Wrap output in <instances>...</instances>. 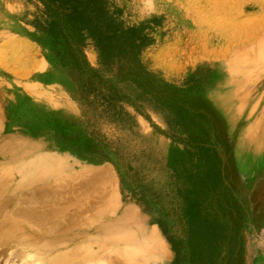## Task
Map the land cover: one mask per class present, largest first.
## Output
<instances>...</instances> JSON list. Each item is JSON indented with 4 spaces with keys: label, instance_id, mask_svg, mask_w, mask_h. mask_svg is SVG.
I'll return each mask as SVG.
<instances>
[{
    "label": "rangeland",
    "instance_id": "374dc122",
    "mask_svg": "<svg viewBox=\"0 0 264 264\" xmlns=\"http://www.w3.org/2000/svg\"><path fill=\"white\" fill-rule=\"evenodd\" d=\"M115 1L130 23L157 20L143 61L174 91L181 126L91 45L83 54L108 82L85 85L84 67L50 46L34 1L0 0V62L60 85L45 97L56 106L50 152L0 163V264H170L157 222L197 243L186 192L223 224L200 264H264V0ZM112 86L125 95L116 104L101 99Z\"/></svg>",
    "mask_w": 264,
    "mask_h": 264
},
{
    "label": "trees",
    "instance_id": "16d2710c",
    "mask_svg": "<svg viewBox=\"0 0 264 264\" xmlns=\"http://www.w3.org/2000/svg\"><path fill=\"white\" fill-rule=\"evenodd\" d=\"M33 1L38 11L37 20L39 17L42 19L38 24L46 32L50 46L70 66L84 67L80 77L85 78V85L91 88L95 80L103 84L108 82L90 67L83 54V48L91 45L103 66L114 68L117 78H125L135 84V88L140 89V97L147 96L153 104L166 105L164 110L168 109L169 125L181 126L183 114L180 110L174 111L172 108V105L177 103L174 91L162 89L161 78L148 71L143 61L144 52L155 42L152 29L153 25L158 23L156 19L130 23L115 0ZM192 76L194 74H189L184 82L187 83ZM109 91L111 94L101 98L108 104H116L125 97L114 86L110 87ZM170 138L180 139L175 133L170 134ZM122 193L125 195L123 189ZM141 199L138 204L142 203ZM184 200L185 221L197 241L192 248L188 246L185 238L171 233L165 223H157L173 251L170 264H200L198 256L202 255L201 248L207 249L221 240L223 224L204 216L203 205L192 197L190 192H186Z\"/></svg>",
    "mask_w": 264,
    "mask_h": 264
},
{
    "label": "crops",
    "instance_id": "0c3cea01",
    "mask_svg": "<svg viewBox=\"0 0 264 264\" xmlns=\"http://www.w3.org/2000/svg\"><path fill=\"white\" fill-rule=\"evenodd\" d=\"M4 30L0 28V34ZM2 47L0 45V51ZM19 69L11 60L0 62V163L12 162L9 159L13 162L14 159H29L37 152L51 150L45 143L50 132V107L56 106L50 105L45 97L47 91L51 94V88L60 85L26 80L19 74ZM43 77L47 75L43 74ZM26 86L34 87L41 96L36 98ZM68 256L64 254V257ZM69 257L68 260H77L76 256Z\"/></svg>",
    "mask_w": 264,
    "mask_h": 264
},
{
    "label": "bare ground",
    "instance_id": "6f19581e",
    "mask_svg": "<svg viewBox=\"0 0 264 264\" xmlns=\"http://www.w3.org/2000/svg\"><path fill=\"white\" fill-rule=\"evenodd\" d=\"M51 264V263H50Z\"/></svg>",
    "mask_w": 264,
    "mask_h": 264
}]
</instances>
